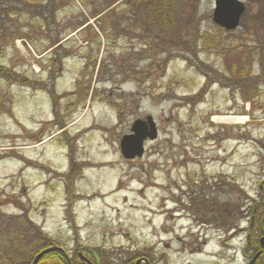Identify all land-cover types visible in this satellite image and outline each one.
<instances>
[{
    "label": "rangeland",
    "instance_id": "obj_1",
    "mask_svg": "<svg viewBox=\"0 0 264 264\" xmlns=\"http://www.w3.org/2000/svg\"><path fill=\"white\" fill-rule=\"evenodd\" d=\"M110 1L0 0V66L37 86L0 76V264L20 239L29 264L32 223L114 261L248 264L238 215L264 182V0H240L229 32L214 0H176L177 31L133 20L144 0ZM53 40L67 56L49 76ZM148 117L157 139L125 160Z\"/></svg>",
    "mask_w": 264,
    "mask_h": 264
},
{
    "label": "trees",
    "instance_id": "obj_2",
    "mask_svg": "<svg viewBox=\"0 0 264 264\" xmlns=\"http://www.w3.org/2000/svg\"><path fill=\"white\" fill-rule=\"evenodd\" d=\"M24 1H31L32 3H35L42 0ZM47 1H49L50 3L54 0ZM119 1L120 0H111L108 3L115 5ZM138 6L139 7L138 9H136V13H134L135 16H132V19L136 22H142L143 24H146L148 22L151 28L155 29V27L158 26L161 30L164 31L168 28H171L175 31L180 29L182 22V19L180 18V11L182 9V5H179L176 0H144ZM183 13L184 12H182V15ZM136 15H138V17ZM86 25L87 24L78 25L74 31L76 32L80 29H83ZM88 27L89 26H86L84 29H87ZM100 32L105 33L103 28L102 30H100ZM15 39H20V37L14 38V41ZM58 43L59 42L56 40H53L51 43V48L56 46L53 51V58L51 60L55 63V66L53 68H50L49 76L55 75L56 65L61 67V64H63V61L67 56L66 51H58V49L62 51V45L57 46ZM47 52L48 50L45 51L42 49L41 51H37L36 54L40 57H44L45 53ZM0 76L8 79L9 81H14L16 84H21L31 88L37 87L36 84H34L35 82L31 81L28 78L22 79L18 74L13 71H9L3 66H0ZM51 95L53 99H56L55 91L52 92ZM41 138L42 136L38 137L36 140H40ZM259 194V199L251 201L250 208L248 207L247 209L248 217L244 213H240L238 215V217H240L239 219L249 218L250 220L249 228L246 230L248 235L246 249H249L251 247L258 249L259 239L264 235V182L260 185ZM31 229H33L36 234L33 236V238L30 239V242L34 244V242L38 240V247L35 248V253L32 255L29 264H33L36 257L47 250L50 251L41 256L36 264H137L138 261L145 260V255H137L128 257L125 262L114 261L108 257L106 252H103L104 250L101 251L100 248L96 247L89 248L88 246H83L78 242H76V245L73 249H65L63 248L59 240H55L49 235L43 234L33 225V223L31 224ZM21 241L22 239H20V242ZM20 242L15 243L14 247L9 251L10 253L6 257L8 259V264H28V259L25 255L26 247H24L23 244H20ZM146 260L151 264V261L148 258Z\"/></svg>",
    "mask_w": 264,
    "mask_h": 264
},
{
    "label": "water",
    "instance_id": "obj_3",
    "mask_svg": "<svg viewBox=\"0 0 264 264\" xmlns=\"http://www.w3.org/2000/svg\"><path fill=\"white\" fill-rule=\"evenodd\" d=\"M214 4V24L228 32L237 30L246 12L244 3L240 0H214ZM157 137V126L152 117H148L146 121H136L131 128V134L121 141L120 150L123 158L127 161L142 158L145 153V143L153 142ZM49 251H44L37 256L33 264H36L40 257Z\"/></svg>",
    "mask_w": 264,
    "mask_h": 264
},
{
    "label": "flooded vegetation",
    "instance_id": "obj_4",
    "mask_svg": "<svg viewBox=\"0 0 264 264\" xmlns=\"http://www.w3.org/2000/svg\"><path fill=\"white\" fill-rule=\"evenodd\" d=\"M248 240V235L246 241ZM264 235L259 239V248L251 247L243 251V255L248 260V264H264ZM263 261V262H261ZM261 262V263H260Z\"/></svg>",
    "mask_w": 264,
    "mask_h": 264
},
{
    "label": "bare ground",
    "instance_id": "obj_5",
    "mask_svg": "<svg viewBox=\"0 0 264 264\" xmlns=\"http://www.w3.org/2000/svg\"><path fill=\"white\" fill-rule=\"evenodd\" d=\"M247 117H237V116H224V117H213V121L217 124H238L246 120Z\"/></svg>",
    "mask_w": 264,
    "mask_h": 264
}]
</instances>
